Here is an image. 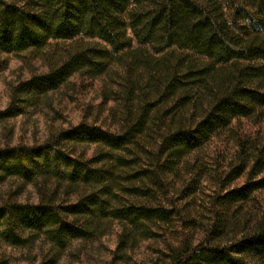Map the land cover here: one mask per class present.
<instances>
[{"label":"trees","instance_id":"1","mask_svg":"<svg viewBox=\"0 0 264 264\" xmlns=\"http://www.w3.org/2000/svg\"><path fill=\"white\" fill-rule=\"evenodd\" d=\"M226 1L0 0V71L8 56L47 69L13 89L0 122L82 78L104 81L117 129L83 122L41 145L0 148V185L15 178L39 195L0 200V248L43 243L40 264H59L74 242L118 228L113 264L127 262L142 242L185 223L170 198L174 180L217 139L236 147L233 179L250 177L218 205L228 211L264 189V0ZM228 214L209 243L175 230L163 264H264V216L223 244Z\"/></svg>","mask_w":264,"mask_h":264},{"label":"rangeland","instance_id":"2","mask_svg":"<svg viewBox=\"0 0 264 264\" xmlns=\"http://www.w3.org/2000/svg\"><path fill=\"white\" fill-rule=\"evenodd\" d=\"M226 1V0H225ZM227 4H234L226 1ZM233 9L228 8L232 16ZM132 34V32L130 31ZM7 66L0 71V111L12 103L13 89L27 81L34 74L47 71L41 61H36L30 69L22 60L8 56ZM76 85L48 95L39 107H29L26 114L0 122V148L36 146L44 144L57 132L86 122L116 132L109 109L113 102L103 104L101 87L103 80L89 81L75 78ZM94 150H89V156ZM234 143L224 139L213 140L187 159L186 167L175 178L170 198L177 201L178 207L186 214L183 225L167 227L166 235L147 240L130 254L127 262L117 264H163L168 250V242L187 238L193 245L212 242V230L218 218L227 216L230 222L224 228L220 242L229 244L239 239L242 233L252 229L254 223L264 216V189L254 192L249 201L231 206L228 211L218 205V199L229 191L241 188L248 180V174L233 179L229 164L234 158ZM14 197L19 202L37 203L39 195L34 185H24L10 178L0 185V200ZM230 214H232L230 216ZM177 227V228H176ZM118 228L106 237L94 242L76 241L62 254L59 264H113L114 252L118 244ZM48 246L37 243L31 249L1 247L9 264H40Z\"/></svg>","mask_w":264,"mask_h":264}]
</instances>
